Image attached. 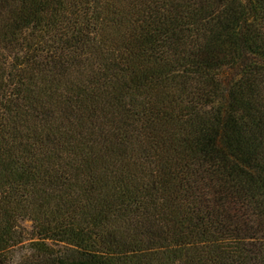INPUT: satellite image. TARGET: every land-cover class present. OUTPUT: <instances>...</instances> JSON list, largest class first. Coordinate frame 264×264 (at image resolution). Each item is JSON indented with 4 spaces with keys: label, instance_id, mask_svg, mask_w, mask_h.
Returning <instances> with one entry per match:
<instances>
[{
    "label": "trees",
    "instance_id": "1",
    "mask_svg": "<svg viewBox=\"0 0 264 264\" xmlns=\"http://www.w3.org/2000/svg\"><path fill=\"white\" fill-rule=\"evenodd\" d=\"M0 264H264V0H0Z\"/></svg>",
    "mask_w": 264,
    "mask_h": 264
}]
</instances>
